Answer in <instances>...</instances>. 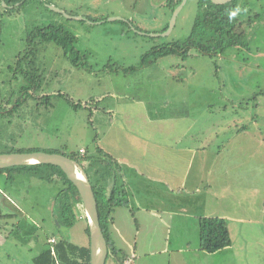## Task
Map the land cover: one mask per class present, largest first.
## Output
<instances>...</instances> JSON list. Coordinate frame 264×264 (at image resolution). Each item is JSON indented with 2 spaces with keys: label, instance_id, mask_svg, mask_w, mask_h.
Returning a JSON list of instances; mask_svg holds the SVG:
<instances>
[{
  "label": "rangeland",
  "instance_id": "1",
  "mask_svg": "<svg viewBox=\"0 0 264 264\" xmlns=\"http://www.w3.org/2000/svg\"><path fill=\"white\" fill-rule=\"evenodd\" d=\"M52 1L67 10V15L107 19L92 25L89 21L53 13L50 15L55 19L49 15L41 18L45 19L42 22L39 15L42 8H35V0H30L31 9L22 13L23 19H2L0 99L3 101H15L14 90L18 91L25 83L22 78L14 79L13 83L10 78L16 56L24 51L27 36L35 26L51 19L74 37L66 48L68 56L53 43L40 45L36 39L42 59L47 61L53 55L57 59L55 64L37 65L43 78L40 93L52 98L47 106L38 103L46 111L37 121L35 116H29L31 106L27 105V124L9 128L8 135L2 137L0 153L14 148L61 150L71 155L82 148L89 156H97L98 148L105 151L106 146L113 154H119V149L133 158L137 138L128 133L139 129L145 144L146 141L152 144L153 156L157 155L153 169L164 175L182 169L167 163V152L173 154L175 162L179 158L178 163L183 162L189 174L188 188H194L195 184L200 188L196 196L180 200L192 209L190 212L197 209V204L206 203L205 214L221 215L228 222L233 245H239L243 239L250 241L239 249V264H264V0H242L246 4L244 15L252 20L251 25L248 22L242 25L246 46L228 47L212 56L190 49L184 58L174 54L158 56L152 49L189 36L200 13L198 0H187L184 4L182 0L174 28L159 38L146 36L153 32L144 35L140 29L160 32L166 26L169 11L164 6L165 0ZM42 12L49 14L46 10ZM129 19L140 31L130 26ZM77 51L79 60L85 61L84 66L70 62L69 57H77ZM71 101L80 105L75 107ZM118 111H123V117ZM125 116L131 117L132 124L126 122ZM125 128H130L128 133ZM180 137L192 148H202L187 159L186 153L176 157L184 152L174 151L182 145H175L181 142ZM79 160L87 163L82 158ZM2 178L0 175V189L6 191L17 209L0 205V264H35L33 257L48 246L47 239L54 236L57 241L65 230L73 243L80 246L89 243L83 218L77 216L69 229L59 225L53 208L59 185L27 170H20L6 183ZM138 186L147 195L155 190L137 183L134 188ZM171 202L170 192L161 202H153L158 203L159 213L155 214L147 206L115 207L114 224L109 225L111 236L129 255L136 243L139 245L138 253L134 252L139 255L134 258L135 264L137 260L141 264H208L210 261H213L210 264H229L233 257L230 250L224 248L205 254L199 249L197 217L180 210L172 213ZM184 223L189 226L182 229L179 224ZM138 224L140 232H137ZM150 238L155 240L151 243L156 254L144 258L141 249L151 248L146 246ZM114 259L110 254L106 264H117Z\"/></svg>",
  "mask_w": 264,
  "mask_h": 264
},
{
  "label": "trees",
  "instance_id": "2",
  "mask_svg": "<svg viewBox=\"0 0 264 264\" xmlns=\"http://www.w3.org/2000/svg\"><path fill=\"white\" fill-rule=\"evenodd\" d=\"M206 1V6H199L200 13L195 17L189 36L183 41L174 42V47L172 48L160 47V49L155 50L156 55L167 56L174 54L184 58L187 57L190 49H196L201 54L212 56L228 47H244L247 45L246 34L242 29V25L244 22H248V25H251L252 20L251 17H245L244 15L245 2L242 0H230L224 4H214L211 0ZM180 2L181 0H175L173 7H176ZM55 31V34L49 33L48 28L38 26L33 29L30 38L32 41L38 38L40 43L53 41L62 46L65 53H68L66 48L67 45H70L69 43L73 40L74 35L62 26H59ZM72 61L77 63L76 58H72ZM14 73L23 76L26 81H24L25 83L18 91L14 90L13 94H17L15 101L13 99L7 101L0 99L1 117H12L30 97L37 99L41 105L47 106L50 103L52 96L40 93L42 81L39 78L41 75L39 76L36 70L32 68L26 70L18 69ZM73 105L77 107L80 104L73 103ZM98 150L99 155L97 156L87 155L86 150L83 155H81L80 150L78 153L73 152L71 155L61 150L48 152L63 154L82 164L97 200L100 225L108 245L107 258L110 254L117 258V250L111 242L109 225L113 223V209L117 206H127L128 201L125 197V189L120 174L121 168L118 162L103 149L98 148ZM14 151L27 152L33 150L17 149ZM101 155L103 157H100ZM80 158L87 161V163L83 164L79 160ZM20 170H27L44 181L59 185L58 192L53 198L54 214L56 213L59 225L69 229L73 225L75 218L77 216L81 217L86 221L85 232L89 238L87 219L82 216L83 207L77 189L59 166L52 164L13 166L1 168L0 173H8L10 181L12 178L14 179V175ZM198 230L199 249L204 252H217L232 243L227 221L222 217L200 216ZM47 244L48 246L41 253L34 256L33 261L35 264H90L89 243L84 246L73 243L68 237V230L62 232L54 244V255L50 250V242ZM124 259H126V255L119 256L117 263L124 264Z\"/></svg>",
  "mask_w": 264,
  "mask_h": 264
},
{
  "label": "crops",
  "instance_id": "3",
  "mask_svg": "<svg viewBox=\"0 0 264 264\" xmlns=\"http://www.w3.org/2000/svg\"><path fill=\"white\" fill-rule=\"evenodd\" d=\"M13 83H14V81H13ZM25 105H26V107H24ZM27 105L31 106V108L29 110V116L30 117L35 116L37 118L36 121L45 115L46 107L44 108L43 106H40L38 104V101L35 100V98H33V97L28 98L26 103L23 104L12 117H1L0 116V143H4V139H2V137L3 136L6 137L8 135L9 128H12V127L13 128H19V127H23L27 124L25 122L26 119H28L27 118L28 114L26 112L27 111ZM29 106H28V109H29ZM35 111L37 113H35ZM121 112L123 113V111H118L117 114H119L121 117H123ZM154 114H158V112H156ZM150 116L151 115H148L147 117H150ZM130 118L131 117L125 116L126 122L132 124L131 122H133V121ZM151 120H152V117H151ZM111 123H113V121ZM129 129L130 128H128V129L125 128V132L128 133L127 130H129ZM188 130H189V127H188ZM128 134L137 138L136 142H135L136 146L133 148L136 151V154L138 153V155L140 156L139 158L135 153H133L135 155L133 158H130V156H125L123 154V151H120L119 149H117L119 154L116 155V154H113L112 150L109 149V147L108 148H106V146L104 147L106 153H108L110 156L116 158L115 160L118 162V164L121 168V173H120L122 176L121 181L123 182V186L125 189V192H124L125 197L128 201V205H127L128 207L127 206H124V207L132 209L133 204H135L137 208H144L147 206V208L149 209L148 211H153L154 214L159 213L157 210V207H156V205L158 203L153 204V202H161V199L168 192H170V198L172 201L171 203L173 205V210H171L172 213H175V211L180 210L182 212H185L186 214H191L192 216L197 217V221L199 220L200 216H217V217L223 218V216L218 215V214H213V215L205 214L206 210H204V207H205L206 203H204V202L201 206H198V204H197L196 205L197 209H195L193 212H190V211H192V209L189 210V207L187 206V204L183 203L184 201L182 202L180 200H184L186 198H191L193 196H196L194 194L197 193V191L200 192V188L198 186L196 187V184H195L194 188H191V189L188 188L187 184H188L189 174L184 169L183 162L181 164L178 163L181 160L179 158H177V160H176L177 163H176L175 162L176 158H174V155L173 154L169 155L167 152V158H166V161H168L167 163H170L171 166L176 164L177 166L182 167V169H180L179 171L178 170L174 171L172 175L170 173H169V175H164L163 173L159 172L158 170L153 169L156 166L155 163H157L155 161V160H157V155L155 154V156H153V154H152V150H153L152 144L147 142V141H146L147 144H145V140L142 139L143 137L142 138L140 137V130L135 129L134 132L128 133ZM120 137H122V136L120 135ZM179 139H181V142H179V144H175V145H180V144H182V145H180L178 148L174 149V151L178 150V151H184V152L182 154L181 153L177 154L176 157L184 155L186 153L185 157L187 159L194 154V151L196 149L202 148V147H197V148L193 147L192 148L190 143H184V140H183L184 138L180 137ZM139 143H141V144L143 143V144L138 145ZM162 144L166 145L165 142H162ZM143 145H145L144 153L142 152ZM203 148H204L203 150H205V147H203ZM114 149L116 150V147H114ZM13 151H14V148L10 149L9 152H13ZM87 155H89L88 151H87ZM184 158H182V160ZM189 164L190 163L188 162L187 166ZM0 175H3L2 181L4 183L9 181L8 173L4 172V173H1ZM135 183H137L141 187H143V185H145L147 190H149L150 187L154 188L155 190L149 191L150 194L147 195V193H145V191H143L142 188L140 189L139 186H138V188H134ZM160 186H164V187H166V189L165 190H159ZM157 187H158V190H156ZM5 192H2L0 189V195L2 197L0 199V205L5 206L6 208L11 207V208L17 209L16 203L13 202L12 200H10V196L8 194H6ZM137 196L139 197V199H137ZM141 200L144 202L142 203ZM159 205H161V204L159 203ZM158 209H160V207ZM249 211H250V213H253L254 210L252 208H249ZM6 212L8 213V211H6ZM195 213H197V214H195ZM112 224H114V221ZM227 224H228V222H227ZM180 225H181L182 229H185L186 226H189L188 223L179 224V226ZM157 226H158V230H159V228H160L159 224ZM137 227H138L137 232H140L141 226H139V224H138ZM228 228H229V225H228ZM229 232H230V228H229ZM230 236H231V233H230ZM246 238H248V237H246ZM50 239L56 240L57 238L52 236V237L47 239V243L49 242ZM111 240H112L111 242L113 244V247L117 250V252H116V255L118 256L117 258H119V256L126 255V259H124V264L126 261L130 262V264H135L134 258H137L139 255L135 254L134 252L138 253L139 250H137V248L139 247V245H137V243H136V246L134 247L132 254L129 255L125 249L121 248L119 246V244H117V240L115 238H113L112 236H111ZM231 240H232V238H231ZM5 241H6V239H5ZM152 241L155 242V240L150 238V241H148L149 245H146V246H148V247L150 246L151 248H149L147 251L141 249V251H142L141 255L144 258H148L152 254H154V256H155V254H156V250H153L154 248L152 246L153 244L151 243ZM249 243H250V241L248 239H243L242 243L240 242L239 245H233V242H232L230 246L225 248V249L230 250L232 252V255H233V257L228 260L229 264H239V261H240L239 249H241L242 247H246ZM222 250H224V249H222ZM199 252H201V251H199ZM201 254H203V252H201ZM205 254H214V253H207L206 252ZM201 256L203 257V255H201ZM113 257L115 258L114 260L117 263V258L115 256H113ZM244 260L246 262H248V260L246 258ZM210 262H213V261H210ZM210 262L208 264H210ZM137 264H141V262L139 260H137Z\"/></svg>",
  "mask_w": 264,
  "mask_h": 264
},
{
  "label": "water",
  "instance_id": "4",
  "mask_svg": "<svg viewBox=\"0 0 264 264\" xmlns=\"http://www.w3.org/2000/svg\"><path fill=\"white\" fill-rule=\"evenodd\" d=\"M186 0L183 1V4ZM214 4H224L230 0H211ZM179 4L172 15L169 30L173 27L176 17L183 7ZM60 11V9H58ZM66 15V14H64ZM167 33V32H165ZM30 164H52L59 166L67 178L74 184L82 203L84 216L89 228L90 264H105L108 255L107 240L102 231L97 200L82 164L75 159L55 152L27 151L0 153V169Z\"/></svg>",
  "mask_w": 264,
  "mask_h": 264
},
{
  "label": "flooded vegetation",
  "instance_id": "5",
  "mask_svg": "<svg viewBox=\"0 0 264 264\" xmlns=\"http://www.w3.org/2000/svg\"><path fill=\"white\" fill-rule=\"evenodd\" d=\"M182 1V0H181ZM187 1V0H186ZM175 0H165L163 3H164V6H166V8L168 9L169 13H168V19L166 21V26L163 27V29L160 31V32H155V31H148V30H143V29H140L141 32H144V35L148 34V33H151L153 32L152 35H146V36H149V37H156V38H159V37H165L166 35H168L169 31L174 28L175 26V23H176V20H175V23L173 25V27L169 30V27H170V22H171V18H172V15H173V12L175 10V8L181 4V2L176 6V7H173V4H174ZM202 2V3H201ZM206 0H198V4L199 6L202 5V6H206L207 3ZM35 5L37 8L38 6L40 8H42V11L46 10L49 12L48 13H44L42 11H40V19L41 18H49V15L50 14H53L55 13L56 16L59 15H63V14H66V11L64 8H62L61 6H58L57 4H55L52 0H35ZM27 8H30L31 9V2L30 0H0V31H1V26H2V19H9V20H13V18H21L23 19V12L25 10H27ZM60 9V11L58 10ZM58 13V14H57ZM181 12L178 13L176 19L178 18V16L180 15ZM73 16L71 15H67L69 17V19H80L82 21H89L90 23H92V25H97V24H102L103 22H105L104 20H106L107 18H95V19H92V18H88V17H85L83 16V18L79 15V14H72ZM51 19L55 17H53L52 15H50ZM109 18V16H107ZM48 20L45 24H41V25H37L35 27H38V26H42L44 28H48L49 29V33H53L55 34L54 32H56L55 30L60 26V24H56V21H52V20ZM42 20V19H41ZM114 20V19H113ZM44 20H42V22H44ZM128 22H130V26L134 27L133 25V20H128ZM135 30L137 31H140L139 29H137L136 27H134ZM32 31L33 29L30 31V33L28 34L27 36V41L26 42V47L24 49V51L20 52L17 56H16V62L14 63V67H12V69L15 71V70H18V69H30L32 68L33 70H36L37 71V74L40 76L39 74V66L37 65H40L41 64V67H45V64L46 63H49V64H55L57 63V59L55 58V56H49L47 61H45L44 59H42V57L40 56V49L37 50V46H36V39L34 41H32V39L30 38V36L32 35ZM167 32V33H165ZM45 33V32H44ZM38 40V38H37ZM44 43L46 42H43V43H40V45H44ZM48 43H53L55 46L57 47H60L61 49H63L62 46L56 44L55 42L53 41H49ZM160 47H174V42L172 43H162V44H159V46H155L152 51L154 50H158L160 49ZM42 49L45 51V49L43 48L42 46ZM66 56H68V53H64ZM77 54L78 56L77 57H69L70 59V62L71 64H75V65H81V66H84V60H79L80 56H79V51H77ZM57 55V54H56ZM72 58H76L77 60V63H73L72 61ZM42 61H39L41 60ZM20 78H22L23 81H26L25 78L23 76H19L18 73H13V77L10 78V81H14V79L16 80H19ZM41 81L43 80L42 76H40L39 78ZM6 81V80H4ZM37 100V99H35ZM38 101V100H37ZM39 103V101H38Z\"/></svg>",
  "mask_w": 264,
  "mask_h": 264
},
{
  "label": "built area",
  "instance_id": "6",
  "mask_svg": "<svg viewBox=\"0 0 264 264\" xmlns=\"http://www.w3.org/2000/svg\"><path fill=\"white\" fill-rule=\"evenodd\" d=\"M80 152H81V154H83L84 153L83 149H81ZM49 242L51 244L50 245L51 253L54 255L55 254V252H54V243H56V240L55 239H50ZM125 264H130V262L126 261Z\"/></svg>",
  "mask_w": 264,
  "mask_h": 264
},
{
  "label": "clouds",
  "instance_id": "7",
  "mask_svg": "<svg viewBox=\"0 0 264 264\" xmlns=\"http://www.w3.org/2000/svg\"><path fill=\"white\" fill-rule=\"evenodd\" d=\"M83 151H84V153L83 154H85V150L83 149ZM83 154H81V155H83Z\"/></svg>",
  "mask_w": 264,
  "mask_h": 264
}]
</instances>
